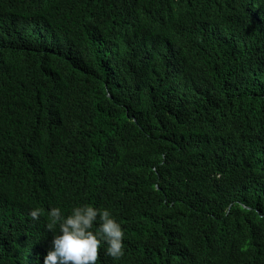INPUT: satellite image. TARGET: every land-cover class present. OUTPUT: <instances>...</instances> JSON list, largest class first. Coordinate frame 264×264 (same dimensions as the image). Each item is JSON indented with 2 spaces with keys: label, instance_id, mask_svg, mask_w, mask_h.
<instances>
[{
  "label": "trees",
  "instance_id": "trees-1",
  "mask_svg": "<svg viewBox=\"0 0 264 264\" xmlns=\"http://www.w3.org/2000/svg\"><path fill=\"white\" fill-rule=\"evenodd\" d=\"M244 3L0 0V264H43L48 209L88 203L124 228L97 264H264V22L234 71L206 43ZM157 177L171 230L139 210Z\"/></svg>",
  "mask_w": 264,
  "mask_h": 264
},
{
  "label": "clouds",
  "instance_id": "clouds-1",
  "mask_svg": "<svg viewBox=\"0 0 264 264\" xmlns=\"http://www.w3.org/2000/svg\"><path fill=\"white\" fill-rule=\"evenodd\" d=\"M244 1V5H239L224 17L216 30H210L206 43L220 42V45H225L219 70L230 72L241 68L235 59L236 48L244 41L249 43V38L253 36L252 30L259 29L264 22V8L255 4L260 0ZM250 44L253 46L251 40ZM100 152H107L110 157L115 156L105 144H100ZM97 177L100 184L106 185H117L125 180L122 167L118 164L112 166L111 162L104 164ZM76 180L83 191L87 181L78 175ZM93 206L98 205L88 203L73 207L70 214H64L59 207L48 209L46 230L52 232L53 237L51 248L43 258V264H97L98 249L102 245L105 253L114 260L118 261L124 255L122 223L107 208L98 206L102 208L99 209ZM170 206L167 192L157 177L152 189L139 200L140 213H150L152 216L148 222L159 223L164 230H171L173 226L169 215ZM29 215L32 220H37L41 210L34 208ZM94 225H98L95 232Z\"/></svg>",
  "mask_w": 264,
  "mask_h": 264
},
{
  "label": "bare ground",
  "instance_id": "bare-ground-1",
  "mask_svg": "<svg viewBox=\"0 0 264 264\" xmlns=\"http://www.w3.org/2000/svg\"><path fill=\"white\" fill-rule=\"evenodd\" d=\"M112 162V161H111Z\"/></svg>",
  "mask_w": 264,
  "mask_h": 264
}]
</instances>
